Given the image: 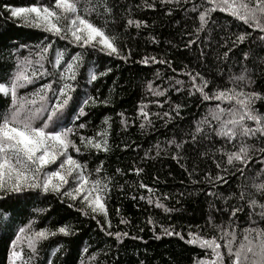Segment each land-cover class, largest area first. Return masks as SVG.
<instances>
[{"label":"trees","instance_id":"trees-1","mask_svg":"<svg viewBox=\"0 0 264 264\" xmlns=\"http://www.w3.org/2000/svg\"><path fill=\"white\" fill-rule=\"evenodd\" d=\"M36 2L0 0V82L9 80L19 58L29 56L30 52L38 50L37 45L54 39L50 33L11 17L4 8V5L29 6ZM39 2L46 4L51 0ZM106 2L112 9L111 18L93 13L90 19L97 25L109 20L107 31L119 36L117 43L129 58L124 60L87 48L85 65L81 68L83 75L78 76V87L73 95L80 99L85 93L99 100L107 98V104L98 103L86 108V115L76 123H86V128L79 130L86 136H95L107 129L109 149H85L80 154H71L87 162L89 169H94L102 161L101 175L112 178L106 197L110 226L105 223L103 214H96L95 219L91 213L82 215L79 209L83 205L79 200L74 202L55 193L39 191L19 198L0 193V212L6 209L10 216L7 220L0 216V264H7L11 239L18 228L28 225L29 221H33L32 227L36 230H55L65 224L73 229L70 236L56 234L43 240L32 264H48L49 260L54 264H81V260L83 264H198L202 258H211L210 250L189 244L188 233L204 238L217 235L216 229L209 225V217L214 224L227 222L233 206L242 209L234 217L238 231L246 226L264 228V218L257 214L261 211L259 205L252 209L247 203V195L244 201L231 195L238 196L242 187L246 192H254L251 185L264 181V173L257 176L264 167L260 157L253 156L241 175L235 167L227 165L225 156L219 152L213 154L214 147L223 143L219 138L200 139L195 144L190 142L186 133L195 127L194 122L206 111V105L216 101H201L195 89L192 90L194 95L190 96V78L184 74L199 72L210 85L219 84L223 88L230 86V75H239L241 68L247 67L254 81L252 90L264 93V40L259 38L264 33L217 10L212 13L204 31L197 34L198 15L203 9L195 12L186 9L200 4L201 0H179V4H161V0ZM100 11L103 13V8ZM128 19L141 23L139 27L135 23L127 25ZM240 33L250 35L233 47L232 41ZM190 40L195 43L186 47ZM56 48L66 49L68 54L82 51L67 40L55 38L49 58ZM245 53H248L247 59ZM146 57H155L156 62L142 63ZM161 60L169 63H159ZM46 66L51 70L50 65ZM89 69L106 74L88 83ZM48 79L51 77L37 80L19 92H31ZM176 80L184 83L177 85ZM149 82L152 89L163 92V95H153ZM177 88L180 91H176ZM10 103L9 96L0 94V111ZM142 104L150 113L151 124L139 114ZM178 104L181 105L179 115ZM256 107L264 112V100H258ZM122 119L127 123H121ZM66 123L71 126V117ZM141 123L145 127L141 128ZM75 139L79 144V136ZM169 140L186 141L178 152V159H173L177 149L174 144L167 143ZM248 142L256 143L255 140ZM227 149L235 150L232 145H227ZM204 152L207 155L201 154ZM217 162L228 171L218 169ZM135 169L142 171L137 173ZM217 174L223 177V183L215 179ZM141 183L148 187L141 188ZM209 191L213 195H209ZM256 199L259 204H264V195L256 193ZM70 204L74 206L69 207ZM253 221L255 224L251 223ZM163 229L180 235H167ZM117 231L128 235H122L119 240L108 235ZM57 248L61 251L53 254ZM206 251L209 252L207 256Z\"/></svg>","mask_w":264,"mask_h":264},{"label":"snow or ice","instance_id":"snow-or-ice-1","mask_svg":"<svg viewBox=\"0 0 264 264\" xmlns=\"http://www.w3.org/2000/svg\"><path fill=\"white\" fill-rule=\"evenodd\" d=\"M164 3L179 4V0H161V4ZM4 8L11 17L50 33L54 39L37 45L38 50L30 52L29 56L19 58L9 80L0 82V94L11 98L8 107L0 111V193L19 198L29 192L39 191L55 193L74 202L79 200L83 205L79 209L82 215L91 213L92 218L95 219L96 214H103L105 223H109L110 226L107 220L106 197L112 178L101 175L102 161L94 169H89L87 162L81 161L71 153L80 154L85 149L89 151L109 149L107 129L97 132L95 136H86L79 132L86 128V123H76L86 115V108L98 103L107 104V98L99 100L85 93L80 99L73 93L78 87V76L83 75L81 68L85 65L84 53L87 48L124 60L129 58L124 55L117 43L119 36L114 33L109 34L107 31L109 20L106 19L103 24L97 25L90 19L93 13L97 16L106 14L111 18L112 9L107 5L106 0H51L46 4L37 0L29 6L4 5ZM101 8L103 13L100 11ZM198 9L203 10L199 11L200 23L199 27L195 28L197 34L204 31L212 13L217 10L264 33V0H201L200 4H194L186 11L195 12ZM112 22H115L114 19ZM134 23L139 27L141 22L127 20V25ZM246 35L250 33H240L236 40L232 41L233 47L236 43L242 42ZM55 38L67 40L69 44L79 47L82 51L68 54L66 49L56 48L54 55L49 58V50L53 47ZM259 38L264 40V36ZM193 43L195 41L190 40L186 47ZM247 57L248 53H245V59ZM149 61L156 62V58L146 57L141 62L147 64ZM159 63L169 62L161 60ZM46 65H50L51 70ZM105 74L104 71L89 69L87 82L96 81L98 76ZM184 74L190 78L188 89L190 96L194 95L192 90L195 89V92L200 94L201 101H216L214 104L206 105V111L194 122L195 127L186 133L191 138L190 142L195 144L200 139L211 141L213 138H219L223 143L219 147H214L213 154L219 152L225 156L227 165L235 167L241 175L244 174V166L253 160V156H259L260 163L264 165V112H260L256 107L258 100H264V93L252 90L254 81L249 75V69L242 67L239 75H230L228 77L230 86L223 88L219 84L210 85L209 80L199 72L195 75L190 72ZM46 77L51 79L31 92L20 94L19 89ZM175 83L182 85L184 82L176 80ZM148 87L153 95H163V92L152 89L151 82ZM176 91L180 89L177 88ZM155 102L159 103V101ZM180 107L179 104L176 106L177 115ZM145 108L146 106L142 104L139 114L144 121L151 124L150 113ZM164 115L168 116L169 113ZM69 117L72 120L71 126L66 123ZM104 123H108L107 119ZM121 123L127 121L122 119ZM140 126L143 128L145 124L141 123ZM77 136H79V144L75 139ZM250 140H255L256 143H249ZM185 142L184 140L180 143L175 140L167 142L174 144L177 149L173 159H178V152ZM227 145H232L235 150H228ZM201 154L207 155L206 152ZM50 165L55 167H49ZM216 167L224 172L228 171L227 167L221 168L219 162L216 163ZM116 171L120 172V169ZM135 171L139 173L142 170L135 169ZM262 173L264 167L259 170L257 176ZM215 179L224 182L219 174ZM209 183H213L210 177ZM140 187L148 186L141 183ZM251 187L254 192H246L242 187L238 196L235 193L231 195L241 201H244L247 195L249 207L254 209L259 205L261 211L257 214L264 218V204H259L256 199V193L264 195V181L254 182ZM208 194L213 195L211 191ZM223 198L227 199V197ZM149 203H151L150 199ZM73 206V204L69 205V207ZM241 210L233 206L228 221H222L220 224H214L212 217H209V225L217 232V235L211 238L188 233L189 244L210 250L211 258H202L198 264H264V228L246 226L238 231L234 217L236 212ZM0 216L5 220L10 219L6 209L0 212ZM148 222L153 223L151 220ZM251 223L255 224V221ZM32 224L33 221H29L28 225L16 231L8 248L7 264H32L38 246L43 240L56 234L67 237L73 233L71 225L68 224L59 226L55 230L48 228L36 230ZM163 231L167 235H180L168 229ZM108 235H114L119 240L122 235L127 236L128 233L117 231L109 232ZM59 251L61 249L57 248L53 254ZM205 255H209V252L206 251ZM48 264L54 262L49 260Z\"/></svg>","mask_w":264,"mask_h":264}]
</instances>
